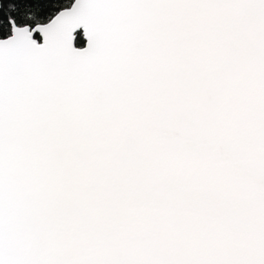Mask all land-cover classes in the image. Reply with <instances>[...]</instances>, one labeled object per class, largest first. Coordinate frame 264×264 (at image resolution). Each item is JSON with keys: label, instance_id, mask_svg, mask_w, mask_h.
Returning <instances> with one entry per match:
<instances>
[{"label": "snow or ice", "instance_id": "6c2138e0", "mask_svg": "<svg viewBox=\"0 0 264 264\" xmlns=\"http://www.w3.org/2000/svg\"><path fill=\"white\" fill-rule=\"evenodd\" d=\"M0 264H264V0H0Z\"/></svg>", "mask_w": 264, "mask_h": 264}]
</instances>
